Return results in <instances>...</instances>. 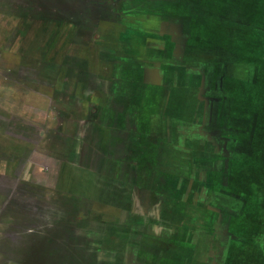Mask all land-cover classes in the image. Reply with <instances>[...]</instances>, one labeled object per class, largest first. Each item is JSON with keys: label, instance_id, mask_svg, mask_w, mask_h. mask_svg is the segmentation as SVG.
<instances>
[{"label": "crops", "instance_id": "obj_1", "mask_svg": "<svg viewBox=\"0 0 264 264\" xmlns=\"http://www.w3.org/2000/svg\"><path fill=\"white\" fill-rule=\"evenodd\" d=\"M78 1L50 83L22 92L0 79L1 108L67 139L63 154L36 153V179L85 204L79 231L97 264H227L245 201L227 189L239 145L221 125L237 64L200 26L224 19L187 0Z\"/></svg>", "mask_w": 264, "mask_h": 264}, {"label": "rangeland", "instance_id": "obj_2", "mask_svg": "<svg viewBox=\"0 0 264 264\" xmlns=\"http://www.w3.org/2000/svg\"><path fill=\"white\" fill-rule=\"evenodd\" d=\"M196 2L224 19L204 20L200 26L230 42L229 58L237 64L230 73L225 101L229 110L221 125L225 138L239 145L232 158L236 162L228 169L224 166L227 189L245 201L234 227L241 240L231 244L227 264H264V0H187L183 5L196 12ZM83 3L0 0V79L15 81L22 92L50 83L56 72L52 64L66 62L65 45L73 35L64 31V24L78 20L68 13L78 12ZM104 8L106 12L108 7ZM74 36L78 42V34ZM10 103L16 104L15 99ZM41 106L37 108L43 111ZM32 124L16 108L11 112L0 107V264H97L88 236L82 239L79 231L78 217L86 212L85 204L35 177L36 153L63 154L67 139Z\"/></svg>", "mask_w": 264, "mask_h": 264}]
</instances>
